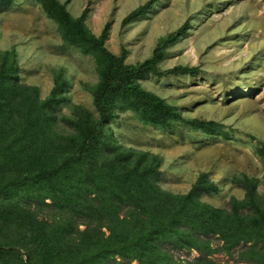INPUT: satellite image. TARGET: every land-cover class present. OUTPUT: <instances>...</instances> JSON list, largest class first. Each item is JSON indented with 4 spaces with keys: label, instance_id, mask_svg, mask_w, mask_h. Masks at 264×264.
<instances>
[{
    "label": "trees",
    "instance_id": "trees-1",
    "mask_svg": "<svg viewBox=\"0 0 264 264\" xmlns=\"http://www.w3.org/2000/svg\"><path fill=\"white\" fill-rule=\"evenodd\" d=\"M14 1L0 0V12ZM156 1L137 6L123 24ZM38 2L62 41L94 59L97 81L86 88L96 113L77 106L73 117H63L70 130L59 132L55 112L65 100L64 81L55 75L50 93L39 99L35 87L19 82L15 49L0 50V264H216L213 253L230 254L239 243L247 246L241 262L264 264V189L257 191V177H234L244 197L215 207L200 199L219 190L207 173L186 193L165 191L157 185L161 158L123 147L112 135L110 123L125 111L161 129L183 122L208 135L223 133L217 121L184 118L140 82L200 72L160 66L187 24L159 37L146 59L128 63L125 49L115 54L105 46L107 24L95 35L84 12L73 17L65 3ZM255 153L264 169L263 142ZM32 202H40V218ZM174 250L198 255L182 259Z\"/></svg>",
    "mask_w": 264,
    "mask_h": 264
},
{
    "label": "rangeland",
    "instance_id": "rangeland-1",
    "mask_svg": "<svg viewBox=\"0 0 264 264\" xmlns=\"http://www.w3.org/2000/svg\"><path fill=\"white\" fill-rule=\"evenodd\" d=\"M58 1L73 17L84 12L85 24L95 35L107 24L105 46L115 54L125 49L128 63L146 59L159 37L187 24L185 33L167 48L160 66H198L200 72L149 76L140 82L177 106L184 118L217 121L223 133L208 135L183 122L161 129L125 111L110 123L112 135L123 147L161 158L157 185L165 191L186 193L202 172L219 190L200 199L215 207L227 208L231 197H244L234 180L241 173L257 177V191H263L264 169L255 151L264 143V0H157L125 24L123 19L148 0ZM11 48L16 51L19 82L35 87L39 99L48 96L55 75L64 81L65 100L55 112L59 132L70 130L63 117H73L77 106L96 113L86 88L97 81L94 59L62 41L57 24L45 15L38 0H15L0 12V50ZM31 204L40 218V202ZM219 244L214 237L212 246L219 248ZM246 247L239 243L230 254L217 251L210 258L216 264H254L238 258ZM173 253L182 259L198 255L196 251Z\"/></svg>",
    "mask_w": 264,
    "mask_h": 264
}]
</instances>
